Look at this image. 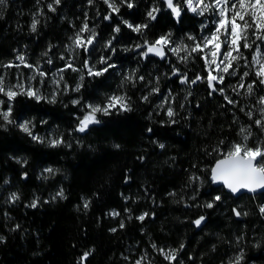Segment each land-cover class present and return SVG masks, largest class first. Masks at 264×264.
Masks as SVG:
<instances>
[{
    "label": "trees",
    "instance_id": "trees-1",
    "mask_svg": "<svg viewBox=\"0 0 264 264\" xmlns=\"http://www.w3.org/2000/svg\"><path fill=\"white\" fill-rule=\"evenodd\" d=\"M115 3V13L101 0H6L0 6V66L18 50L31 66H64L59 54L86 20L95 42L86 54L81 50L83 58L74 65L86 60L97 65L102 54L115 66L84 76L82 99L93 101L112 90L118 69L134 72L137 85L125 86L129 111L97 113L99 123L84 132L77 130L83 107L14 98L12 120L46 119L62 129L64 143L37 142L15 123L0 121V264H136L140 258L142 264H236L238 256L239 264H264V190L232 196L209 177L214 162L238 141L240 126L264 130L255 123L264 84L250 69L244 87L237 88L243 67L233 61L231 78L210 86L200 52L163 60L145 56V42L171 30L191 48L187 35L197 32L198 19L186 11L173 19L160 0ZM152 7L158 11L151 22ZM123 21L147 27L136 32ZM197 76L201 79L191 87ZM146 80L170 92L173 116L143 99L139 83ZM47 167L53 173L45 172ZM61 190L63 198L56 195ZM10 191L18 198L3 200ZM111 210L119 215L111 216ZM173 250L175 258L166 259Z\"/></svg>",
    "mask_w": 264,
    "mask_h": 264
},
{
    "label": "snow or ice",
    "instance_id": "snow-or-ice-1",
    "mask_svg": "<svg viewBox=\"0 0 264 264\" xmlns=\"http://www.w3.org/2000/svg\"><path fill=\"white\" fill-rule=\"evenodd\" d=\"M91 3L92 0H89ZM122 2H126V0H122ZM187 3V7L192 12H197L198 8L193 6V0H185ZM56 4L60 3V0H55ZM104 3L109 6V8L112 9L113 12H118L119 7L115 3V0H104ZM167 6L172 10V12L176 15H180V8L173 5V0H166ZM198 5H203V8L200 9L199 14H203L204 11L208 10L209 8H218L219 9V21L216 25V30L211 34L210 37L204 38V46L207 47L209 44L212 45L211 50V56H212V63L216 62L217 56L220 54V49L222 46L227 47V51H224L222 53L223 55V61L224 67L222 71L224 73H229V68L232 67V62L237 61L240 58V41L243 40V47L244 48H250L252 45H250L247 42V35L246 33L250 29H255L256 33L264 32V0H235V2H232V0H214V4H205L204 0H197ZM6 4V0H0V6H4ZM230 4V7H229ZM223 5V6H221ZM127 6L131 8L133 5L131 3H128ZM49 9L52 11H55V9L52 7V5H48ZM158 11V9L153 8L150 11L147 12V17L149 19H156L154 12ZM230 13V16H229ZM109 17H105V19H108ZM38 21L33 19L31 24L32 31H36ZM124 24L127 25L128 28L132 29L136 32H141L142 29L147 27V24H137L133 25L129 23L128 21H123ZM116 32L120 31L119 27H116ZM89 32V35L87 38L83 36V33ZM221 35H223L224 39L221 40ZM96 33L94 30H90L88 27V23L85 20V22L82 24L79 31L75 34V37L72 38L73 45L78 48H84L87 49L88 45H91L93 43V40L95 39ZM189 39H195L194 37H189ZM257 39L264 40V36L258 35ZM147 43V42H145ZM170 43V40L167 36H161L159 37L152 45L148 46V52H154L156 55L163 57L165 55L163 48L165 45H168ZM111 45V41H108L107 46ZM137 47H140V45H137ZM173 52H179L186 50V46L181 47L178 45L175 48L170 49ZM203 51L200 44H196L192 49L191 52H199ZM233 52L236 53V55H233ZM47 55V53H45ZM147 55V53H145ZM17 59L24 63V57L18 56ZM63 59V57H61ZM253 60L256 61L257 64H259L258 69L256 70V76L257 77H264V61L259 60L256 56L253 57ZM105 58H101L100 63H106ZM49 63L51 61L49 60ZM85 67L88 68V74L89 75H95L99 76L102 75L103 72H106L109 67H114V65L109 64L108 67L103 68L98 71H93V68L88 67L87 61L84 62ZM12 65L9 64L7 67H11ZM68 67H72L71 62L67 65ZM18 67V65H17ZM28 67H32L31 65H28ZM220 65L217 64V68H219ZM74 71H77V69H73ZM63 71V70H61ZM234 74V73H230ZM39 75L44 76L45 73L39 72ZM249 73L245 72L244 76H248ZM35 78V77H33ZM62 78V77H61ZM127 79L131 80L132 77L129 76ZM140 79H143V77H140ZM201 79V77L197 76V80ZM223 76H211L208 77V84L210 86H213V81L219 80L221 83L223 82ZM182 82H187L186 78L185 80H182ZM196 81H192V83H195ZM59 83V81H57ZM261 84H264V79L260 80ZM214 87V86H213ZM239 87H244V85L241 83ZM248 92L251 93L252 91V84L247 85ZM76 91H79V85L75 89ZM153 91H158V89H153ZM221 92H223V89H220ZM0 93H3L8 98V107L7 110L0 109V119H2L7 124H14L16 121L11 119V113H12V107H11V101L17 96V95H27L29 97H33L37 101L41 100L42 97L39 94V90H34L31 86L25 87L23 83H17L15 85H7L5 86L4 83V77L0 76ZM143 99L147 100V97H143ZM227 99V97H225ZM260 101L264 103V97L260 98ZM54 102V101H53ZM5 102L3 100H0V105H3ZM73 104H78L79 101L74 100L72 101ZM229 103H233V101L229 100ZM112 109H118L121 111H129L130 107L127 104L126 98L124 96H117L112 95L106 98L105 102L103 104H89L86 106V114L83 116L82 119L79 121V125L77 130L79 132H84L90 124H97L99 123V120L96 118L97 113H102L104 115H109L110 110ZM262 112H264V109H261ZM168 116L171 117L174 115L173 110L171 108L168 109L167 112ZM251 115V113H249ZM30 121H24L22 123H19L18 127L24 132L27 133L29 136L32 137L33 140L43 143V139L37 135L33 134L32 127H30ZM255 123L257 125H261V120H256ZM4 125H0L2 127ZM264 127V125H261ZM150 131V130H149ZM245 129L241 128L240 132L241 134L245 133ZM251 135V132L249 131L247 135H243V143H233L228 147L227 152L223 155L222 158L217 159L215 162L214 167L211 168L212 173V180L215 181H222L223 184L229 188L233 193L237 192L238 190L244 188L248 189L250 191H255L257 188H264V148L261 146H257L255 148L249 147L247 144V141L249 139V136ZM49 145L52 147H56L62 143H64L62 138H53L48 141ZM223 143V141H221ZM161 148L164 147L163 144L159 145ZM117 147H119L117 145ZM52 168L45 169V172L53 173ZM58 196L63 198V190H61L59 193H57ZM18 197L16 194H12V199L15 200ZM215 200H220L221 197L216 196L214 198ZM31 207H36V202H33ZM213 206L212 203L206 204V207L211 208ZM89 207V202L87 200L84 201V208ZM261 213H264V206L260 208ZM113 215H119V213H113ZM147 215V214H145ZM236 215H240L239 212L236 213ZM138 219L143 220L144 215H141L138 217ZM204 219V217H200L197 219L194 223L199 225L201 221ZM121 227H123V224H121ZM112 231H115V229H112ZM0 239H3L0 237ZM183 245H181V248ZM163 251V250H161ZM85 256L88 255V253L84 254ZM166 259H174L175 258V250L172 251L171 255H165ZM241 257L236 258V264H239V260ZM136 264H140V261H136Z\"/></svg>",
    "mask_w": 264,
    "mask_h": 264
},
{
    "label": "rangeland",
    "instance_id": "rangeland-1",
    "mask_svg": "<svg viewBox=\"0 0 264 264\" xmlns=\"http://www.w3.org/2000/svg\"><path fill=\"white\" fill-rule=\"evenodd\" d=\"M104 3V0H101ZM184 7L188 9L187 7V3L185 2V0H180ZM232 2H235V0H232ZM205 4H214V0L210 1L209 0H204ZM105 4V3H104ZM105 6L110 9L112 11L111 8H109V6L107 4H105ZM193 6L197 7L198 10L197 12H194L197 15H201L199 14V11L201 8H203V5H198L197 0H193ZM223 6V5H221ZM230 7V4H229ZM209 14V22H210V28L209 31L206 30L207 25H206V20L204 19V15L205 14ZM230 16V13H229ZM201 19H199L200 25H199V38L197 39V41H193L192 44H194V46L196 44H200L201 48L203 49V51H200L201 56H202V61L205 67V70L209 75L211 76H224L225 74H228V76H232L233 73V68H229V73H224L222 71L223 67H224V63L226 62H222L223 61V55L222 53L224 51H227V47L226 46H222L220 49V54L217 56L216 58V62L212 63V56H211V50H212V45L209 44L207 47L204 46V38L205 37H210L211 34L216 30V25L219 21V9L218 8H209L208 10L203 12V15L200 16ZM129 22V21H128ZM130 23V22H129ZM126 25V24H125ZM207 28V29H208ZM79 31V30H78ZM75 31L74 34L70 37V42L67 45V47L65 46V49L63 52H61L59 54V58L61 62H64V66L62 67H55L53 65H48L47 68L44 67V65L40 64L38 66H32V67H28V65H30L29 63H27L25 61V55L23 54V51L18 50V51H14V58L11 62L1 65L0 66V76L4 77V83L5 86L7 85H15L17 83H23L25 85V87L31 86L34 90H39V94L42 97H46L42 98L41 100H45V101H55L57 100V102L59 104H64V103H71L72 105H78L79 107H83V109H86V106L89 104L95 105V104H103L106 100L107 97L112 96V95H117V96H124L126 98V89L125 86L130 84V83H134V72L132 73L130 71L129 68H124V70L122 69H118L116 72V76H118L117 78V82L115 83V86L112 90H109L107 93L100 95L97 99L93 100V101H88V100H84L82 99V97L80 96V92L76 91L75 89L77 88V86H80V82L81 80L84 78V76L89 77L92 75L88 74V68L85 67V64L76 67L74 64L76 62H79L80 60H82L83 56H82V52L81 50L85 51L88 50L89 46H87V49L85 50L84 48H78L75 47V45H73L72 42V38L75 37V34L78 32ZM89 35V32H85L83 33V36L85 38H87ZM197 35V36H198ZM258 35H262L264 36V33H256L255 32V36L257 37ZM190 36V35H188ZM168 39L170 40V43L167 46L169 53L171 56H186L191 52V49L188 48L189 46L185 45V44H181L180 41L174 39L170 34L167 35ZM224 37L223 35H221V40H223ZM250 45L251 42L247 41ZM252 42L254 43V46H251V59H249V63H247L244 59H238L237 61V66H242L244 68L243 74H242V79L240 80L242 82V80H244L247 76H244L245 72L249 73V70L252 69L254 74L256 73V70L259 67V64L256 63V61L253 60V57L256 56L259 60L264 61V47L260 48V47H256L255 43L261 42V44H264V40L262 39H257L255 42V39H252ZM178 45H180L181 47L186 46V50L183 51H179V52H173L170 49L177 47ZM193 46V47H194ZM144 49L145 48H141V53H144ZM18 56H23L24 57V63H21L17 57ZM61 57H63V59H61ZM101 58H105L106 59V63H100ZM110 59V55L107 56H103L101 54L100 58H99V62L97 65H95L94 60H92L91 62L89 60H86L88 63V67L93 68V71H98L101 70L103 68L108 67L107 64H109L110 61H108ZM58 61V62H60ZM69 62H71L72 67H68L67 65L69 64ZM11 64V67H7V65ZM217 64L220 65L219 68H217ZM18 65V67H17ZM69 69V71L67 70ZM73 69H77V71H74ZM63 70V71H61ZM39 72H43L45 73L44 76L39 75ZM131 76L132 79L129 80L127 79V77ZM256 76V74H255ZM35 77V78H33ZM62 77V78H61ZM141 76L138 77V81L140 82L142 79H140ZM257 77V76H256ZM260 80L264 79V77H258ZM128 80V81H126ZM57 81H59V83H57ZM126 81V82H125ZM121 82V84L119 85V83ZM214 82L218 83L220 82L219 80H215ZM234 83H229L228 86H233ZM134 86H137L134 83ZM237 88H240L239 85L237 86ZM247 88V87H246ZM153 89H158V91H153ZM248 89V88H247ZM139 90L143 91V97H147L149 102L152 104V106L157 109V110H164L165 111V115L168 116L167 112L168 109L171 108L173 100H172V95L170 94V92L166 89V91H160V87L156 84L155 80H146L143 83H139ZM234 91V88L231 89V92ZM248 92V90L246 91ZM26 97H29L27 95H24ZM227 97V102H229V95L225 96ZM29 98H33V97H29ZM34 99V98H33ZM0 100H3L5 103L3 105H0V109L3 110H7L8 107V98L3 94L0 93ZM14 100V99H13ZM13 100L11 101V107L13 104ZM36 100V99H35ZM77 100L79 101L78 104H73L72 101ZM127 101V98H126ZM259 101V108L258 111L256 112L257 116H259V120H261V125H264V112L261 111V109H264V103H262L260 101V99H258ZM128 103V102H127ZM169 117V116H168ZM1 122H4L2 119H0ZM16 123L15 125L18 127L19 123H22L24 121H30V127H32V125H34V127H32V131L34 135H37L39 137H41L43 139V143L48 144V141L50 139L53 138H62V129L58 128V127H54L51 123H47L46 119H41L38 122H35L34 118H18L15 120ZM6 123V122H4ZM240 126V125H239ZM19 128V127H18ZM244 128L246 131L245 133L241 134V132L239 133V138L238 141L235 143H243V135H247V133L250 131L249 129L240 126L239 127ZM264 127L261 126V129H263ZM20 129V128H19ZM21 130V129H20ZM22 131V130H21ZM251 135L249 136V139L247 141V144L249 147H257V146H261L262 148H264V130H259V132H254V131H250ZM31 137V136H30ZM32 138V137H31ZM48 168V167H47ZM46 168V169H47ZM45 170V169H44ZM12 191H10L9 193H6V197H3V200H7L12 202ZM57 195V193H56ZM264 206V204L262 205ZM261 206V207H262ZM113 213H115L114 210L110 211V215L111 216H115L113 215ZM264 214V213H263ZM165 250V249H164ZM167 251V250H165ZM140 261V264H142V258L138 259Z\"/></svg>",
    "mask_w": 264,
    "mask_h": 264
},
{
    "label": "water",
    "instance_id": "water-1",
    "mask_svg": "<svg viewBox=\"0 0 264 264\" xmlns=\"http://www.w3.org/2000/svg\"><path fill=\"white\" fill-rule=\"evenodd\" d=\"M163 1L166 3V0H163ZM166 5H167V3H166ZM176 7H177V6H176ZM167 8L170 9L168 6H167ZM170 10H171V9H170ZM163 51H164V48H163ZM146 53L149 54V55H154V56H156V57H158V58H160V59H163V58L165 57V55H164L163 57H161V56L156 55L154 52H148V49H147ZM164 53H165V52H164ZM221 158H222V157H221ZM219 159H220V158H219ZM215 162H216V161H215ZM215 162H214V164L212 165V167H214ZM212 167H211V168H212ZM211 176H212V173H211V169H210V179H211V181H212V184L215 185V186H221V187H223V188L225 189V191L228 192V193H230L232 196H238L239 194H242V193H248V194L260 193V192L264 189V188H257L255 191H250V190H248V189H244V188H242V189L238 190L237 192L233 193L229 188H227V187L223 184L222 181H215V182H214V181L212 180Z\"/></svg>",
    "mask_w": 264,
    "mask_h": 264
},
{
    "label": "bare ground",
    "instance_id": "bare-ground-1",
    "mask_svg": "<svg viewBox=\"0 0 264 264\" xmlns=\"http://www.w3.org/2000/svg\"><path fill=\"white\" fill-rule=\"evenodd\" d=\"M78 31V30H77Z\"/></svg>",
    "mask_w": 264,
    "mask_h": 264
}]
</instances>
